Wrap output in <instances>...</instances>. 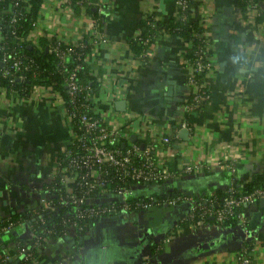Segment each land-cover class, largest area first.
<instances>
[{"label":"crops","instance_id":"0c3cea01","mask_svg":"<svg viewBox=\"0 0 264 264\" xmlns=\"http://www.w3.org/2000/svg\"><path fill=\"white\" fill-rule=\"evenodd\" d=\"M190 2L192 17L204 20L212 62L204 78L209 97L191 112L183 109V100L195 91L184 60L187 43L163 33L139 60L128 41L147 14L162 20L177 17L175 0H87L78 7L66 0H42L29 38L76 43L83 36L96 37L86 55L100 82L93 109L104 111L111 123L120 120L129 138L144 133L153 155L172 169L194 161L232 160L241 186L264 173V18H249L237 0ZM116 100L125 101L123 109ZM182 127L188 130L185 136L179 133ZM70 134L61 95L38 86L22 96L0 86V221L11 212L33 210L47 195ZM164 135L168 143H162ZM230 176L226 167L213 166L131 188L133 195H208L223 192ZM188 208L182 200L95 218L76 235L44 240L30 264H264V206L258 200L246 208L245 226L210 218L181 221ZM258 210L262 213L251 228L249 219ZM11 231L20 239L31 237L24 222ZM17 247L11 239L0 247V256L15 250L2 264H19ZM243 248L247 263L237 258Z\"/></svg>","mask_w":264,"mask_h":264},{"label":"built area","instance_id":"2783aa9c","mask_svg":"<svg viewBox=\"0 0 264 264\" xmlns=\"http://www.w3.org/2000/svg\"><path fill=\"white\" fill-rule=\"evenodd\" d=\"M66 1L72 6L87 4V0ZM243 2L245 14L249 18L256 20L263 12L264 0H243ZM175 4L180 10L178 17L183 18L185 11L191 10L190 0H175ZM11 20H16L15 13L12 14ZM199 21L204 23V20ZM35 24L36 21L33 22V27ZM193 35L198 39L194 55L191 59L184 57V60L191 69L188 80L195 87V91L183 100V109L186 112L199 109L202 102L209 97L205 77L197 79L196 74L204 70L208 72L212 67L206 34L194 31ZM88 41L94 45L97 39L90 37ZM82 42V38L76 43L50 38L47 50L63 60L71 54L73 45H80ZM19 47L21 44L17 46L18 49ZM147 53L148 50L142 51L137 58L142 60ZM0 64L3 67V74H11L30 68L32 60L16 48L5 49L0 45ZM79 67L80 64L76 63L65 72L64 82L68 93V103L65 104L63 101V107L70 125V140L56 159L51 181L58 176V182L55 180L53 186L46 188L47 195H44L32 210L36 222L41 225L39 230L35 226L30 228L32 245L38 246L53 236L76 235L81 232L87 222L104 215L114 214L121 210L133 213L152 206L175 204L182 200L188 201L189 208L181 221L204 220L212 217V220L220 224L232 218L236 219L239 224L244 226L247 224L248 217L245 210L260 197H264V184L243 191L240 186L236 185L235 165L232 160L218 159L215 163L194 161L184 164L178 170L170 168L165 162L158 161L152 153L151 143L143 141L144 133H140L139 136L136 134L135 140H130L120 120L111 123L104 115V111L97 112L93 109V100L98 95L95 96L85 84L79 81L77 78ZM0 86L6 90L4 86ZM38 86L47 87L60 95L59 91L50 85L36 84L32 91ZM82 91L86 96L85 100L77 98ZM10 92L19 94L15 89H11ZM183 125L182 122L181 126ZM160 139L162 143L170 141L168 135L161 136ZM213 166L226 167L231 175L229 184L220 196L214 193L189 195L183 192H165L130 198L131 186L134 183H165L181 174ZM104 195L115 198L109 201H96ZM54 210L59 213L57 222L45 224L44 213ZM11 226L12 223L8 222L0 230L10 229ZM8 257L9 254L1 255L0 264ZM237 258L242 263L249 261L246 248L239 252Z\"/></svg>","mask_w":264,"mask_h":264},{"label":"trees","instance_id":"16d2710c","mask_svg":"<svg viewBox=\"0 0 264 264\" xmlns=\"http://www.w3.org/2000/svg\"><path fill=\"white\" fill-rule=\"evenodd\" d=\"M41 2L42 0H0V32L2 34L0 45L5 49L16 48V50L32 60L30 68L25 71L13 72L11 74H3V67L0 64V85L4 86L7 91L15 89L22 96L29 95L33 86L36 84L50 85L53 89L59 91L64 103L67 104L68 93L64 82L65 72L74 64L79 63L80 67L77 70V78L87 86L90 92L94 93L95 96L98 95L100 92V82L92 73L90 65L87 64L85 59L92 48V44L88 41L86 36L82 37V44L73 45V51L63 60H60L53 52L47 50L48 40H40L39 43H35L28 37L33 28V22L37 19ZM237 3L240 10L244 12L245 4L243 0H237ZM75 7L78 6L75 5ZM262 7L264 8V3ZM86 9L89 12H94L90 6L88 7L86 5ZM13 13L16 14V20L12 21L11 18ZM179 13L180 10L177 9V15ZM262 18H264V9L257 17L259 20ZM205 28L203 22L192 17L190 9L185 11V16L183 18L177 16L167 17L165 20H162L155 18L152 14H147L137 21V32L130 36L128 41L131 50L137 56L142 51H147L148 47L159 35L163 33L178 35L188 45L185 50V57L191 59L194 55V48L198 42L193 32L195 31L202 34L205 32ZM19 44H21V47L18 49L17 46ZM67 45H69V43ZM206 73L205 70L201 73H197L196 78L203 79ZM77 98L79 100H85L86 96L84 95V91L80 92ZM55 180L58 182V176L47 183V187L53 186ZM262 184H264V173L254 176L252 180L241 184L240 187L245 191ZM221 193L222 192L218 191L214 194L220 196ZM135 196L139 195H133L131 193L130 198L132 199ZM58 214L57 210L45 212V224L57 222ZM8 222H11L13 227L20 222L26 223L29 228L35 226L36 229L39 230L41 227V225L36 222L32 209L11 212L8 217L1 219L0 228ZM235 222L236 219L232 218L224 223L230 224ZM12 228L0 230V233H5L6 242L11 239L18 244L19 247H17V251L21 252L19 264H30L36 246L32 245L31 237L27 240L18 238L16 233H12ZM25 248L27 251H25ZM14 251V249L6 250L2 255L12 254Z\"/></svg>","mask_w":264,"mask_h":264},{"label":"water","instance_id":"95a60500","mask_svg":"<svg viewBox=\"0 0 264 264\" xmlns=\"http://www.w3.org/2000/svg\"><path fill=\"white\" fill-rule=\"evenodd\" d=\"M181 100H182V98H179V101H181ZM115 104L119 109H123L125 106V101L124 100H116ZM179 133L182 134L183 136H185L188 133V130H187V128L182 127L179 129ZM135 138H136L135 134H132L130 136V140H135ZM114 198H115L114 196L104 195L102 198H100L99 200H96V201H109V200H112ZM258 204H259V206H264V197H260L258 199ZM261 213H262V211H259V210L252 212L251 217L249 219L251 228H254L256 226V219ZM209 218L212 219V217H209ZM4 234L5 233H0V247L2 249L6 247V235H4ZM25 251H27V249H25ZM18 261H19V259H17L16 262H18Z\"/></svg>","mask_w":264,"mask_h":264},{"label":"clouds","instance_id":"9594fccd","mask_svg":"<svg viewBox=\"0 0 264 264\" xmlns=\"http://www.w3.org/2000/svg\"><path fill=\"white\" fill-rule=\"evenodd\" d=\"M237 60H238V58H234V59H233V63H236Z\"/></svg>","mask_w":264,"mask_h":264}]
</instances>
